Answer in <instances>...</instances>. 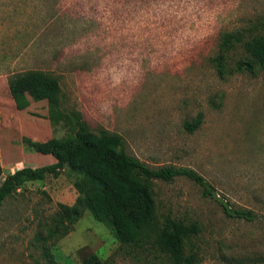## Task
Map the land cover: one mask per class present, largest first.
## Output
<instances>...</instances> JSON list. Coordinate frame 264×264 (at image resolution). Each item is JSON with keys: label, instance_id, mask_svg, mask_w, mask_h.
<instances>
[{"label": "rangeland", "instance_id": "rangeland-1", "mask_svg": "<svg viewBox=\"0 0 264 264\" xmlns=\"http://www.w3.org/2000/svg\"><path fill=\"white\" fill-rule=\"evenodd\" d=\"M263 18L264 0H0V184L54 163L33 143L103 129L147 167L189 168L212 188L215 198L184 177L152 183L158 217L197 225L199 264H264V68L235 71L242 46L223 55L224 72L217 64L220 35ZM73 182L65 169L3 202L0 264L112 258L119 243L87 210L45 238L59 204H75ZM112 264L151 260L119 252Z\"/></svg>", "mask_w": 264, "mask_h": 264}, {"label": "trees", "instance_id": "trees-1", "mask_svg": "<svg viewBox=\"0 0 264 264\" xmlns=\"http://www.w3.org/2000/svg\"><path fill=\"white\" fill-rule=\"evenodd\" d=\"M258 26L220 35L219 51L222 55L217 58L220 72L225 70L223 55L239 46H242L246 58L236 62L235 71L253 73L264 68V18ZM200 123L199 115L193 121L185 122L184 127L188 132H194ZM123 144L121 136L103 129L75 131L64 141L49 139L33 143L38 154L51 157L54 163L19 169L7 175L0 184V207L26 183L42 182L48 176L57 177L67 169L74 176L73 185L78 196L73 206L59 204L50 224L44 226L45 238L51 240L57 234L65 235L78 220L80 210H87L119 243L117 251L107 261L90 254L80 264H112L113 257L119 252L141 262L151 260V264H199V249L189 242L198 233L197 225L185 224L168 216L158 217L152 183L156 180L170 183L175 178L184 177L199 186L204 196L214 197L212 188L189 168L151 169L126 154ZM221 205L230 218L248 222L255 219L251 210L229 209L224 203ZM48 264L56 263L50 261Z\"/></svg>", "mask_w": 264, "mask_h": 264}]
</instances>
